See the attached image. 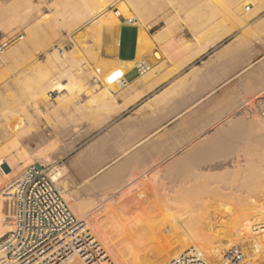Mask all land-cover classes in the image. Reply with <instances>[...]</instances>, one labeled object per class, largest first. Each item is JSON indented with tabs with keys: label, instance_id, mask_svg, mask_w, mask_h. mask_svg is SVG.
I'll return each mask as SVG.
<instances>
[{
	"label": "crops",
	"instance_id": "obj_1",
	"mask_svg": "<svg viewBox=\"0 0 264 264\" xmlns=\"http://www.w3.org/2000/svg\"><path fill=\"white\" fill-rule=\"evenodd\" d=\"M179 11L125 20L114 40L105 30L92 58L115 82L67 102L52 88L41 115L29 117V154L49 159L68 206L100 204L111 192V218L151 217L141 194L162 180L157 172L183 163L205 169L207 187L233 178L244 185V172L251 185L264 152L256 127L264 119V0H188Z\"/></svg>",
	"mask_w": 264,
	"mask_h": 264
},
{
	"label": "rangeland",
	"instance_id": "obj_2",
	"mask_svg": "<svg viewBox=\"0 0 264 264\" xmlns=\"http://www.w3.org/2000/svg\"><path fill=\"white\" fill-rule=\"evenodd\" d=\"M34 2L35 4H39L38 7L29 8L22 0H0V192L9 187L13 190L14 183L24 168L33 163L35 158H37L35 155L31 156L28 150L27 135L29 117L32 118L33 121L34 114L36 116L41 115L40 107L49 101L50 97L48 92L52 90L54 81L60 79V81L64 83H68L69 81L72 82V86L59 91L61 96L58 97L57 100L60 102L72 101L82 94H89L90 86L94 85L93 88H96L98 81H102L104 87H110L111 84L115 82V77L111 75V72L107 74L103 73L104 61L102 59L92 58L95 50L101 49L103 32L105 30H110L111 40H114V30L117 29L119 23L129 18H135L140 21L142 19L141 15L145 17L146 15L163 14L172 9H175L176 14H179L182 13L179 10L186 7L188 0H86V2L81 0H34ZM94 10L98 11V14L93 18H89V14ZM111 13L117 15L115 18L118 22H111V20L99 22L104 15H112ZM19 37L22 38L20 39ZM57 47L68 51L59 60L64 61L62 65L55 66V60L53 61L51 56L57 53ZM91 62H93L92 65H90ZM66 70H68L67 74L64 73ZM105 93H107L106 90L102 94ZM29 112L32 114L30 115ZM47 160L49 159H40V161L44 162H47ZM263 175L264 163H259V170L257 174H254L253 178L250 177L249 183H251V185H248V174L244 172L243 192L248 190V194L251 192L249 190H252L253 192L251 193L256 199L253 205L256 209L264 213ZM203 178H197L200 184L203 183ZM259 178L260 180H258ZM198 180L195 181L198 182ZM212 189L213 187L208 190ZM221 191L222 190L219 189V192ZM223 191L225 193V190ZM223 191L221 194H223ZM166 194L171 197L174 196L172 191L167 190ZM245 194L246 193L243 195L246 200L247 197ZM138 196H140L139 193ZM145 196L146 195L143 196V203L149 201V198H145ZM228 202H226L227 204L223 202L212 205H205L204 203L199 204L201 209L204 207L203 205H205L207 209L204 207V210L208 215L211 213L210 217H213L214 220L221 217V220L216 223V225L220 227L217 228L215 224L196 226V228L192 230L193 232L191 231L194 237L192 238L193 240H189L192 241L187 244L189 247L184 246L185 248H181L182 250L180 251L185 250L186 247L192 248L191 243L198 244L199 240L201 241V237L204 239L205 234L209 235L207 238L214 236L222 240L220 247H217L219 246L218 243H214L210 247L223 249V246H227L229 241L232 242L233 245L237 244V239H239L240 236L235 233L239 227L237 221H240V218L236 216L243 215L245 219L249 217L244 216L245 213L240 214L243 208H246L245 205L249 202H244V200L243 202H230L232 206L229 205ZM144 205L145 204H143V206ZM196 205L198 204L196 203ZM240 205L243 207H239ZM247 205H250V203ZM69 206L77 218H81L87 222L89 230L92 231L93 235L101 244L105 242L110 250L111 248L113 249V247L114 249L119 248L117 249V253H119L120 256L123 255L124 252L126 255L133 252L132 256L129 255L127 257H142L143 251L147 256L144 254V257H142L144 261L142 259L141 264H151L155 255L159 254L156 250L159 252L161 251L160 254L164 252L163 258L167 256V259L178 253L176 252V254L174 253V255H172L173 250L171 247L173 246V248H175L177 245H181L180 239L182 236L180 233L170 230L172 233V237H170L171 235H168L169 230L167 227H165V229L167 228V232L165 229H163L165 231L164 233L161 232L163 231L161 228H164V226L168 224L165 219V222L162 221L164 224L163 226L161 225V228L155 229L156 231L153 229L147 230V232L146 229L149 227L144 225L152 221L151 217L132 218L126 221L124 220V222L111 218V215L115 212L111 208V192L105 196L104 201L100 204L75 203L73 205L69 204ZM236 206L239 207L238 211H236ZM239 210L241 211L239 212ZM245 210L248 211V209ZM219 211L222 212L219 213ZM123 212L124 210H122L121 213ZM236 213H238V215H236ZM230 216L231 218L234 217L235 222L231 220ZM258 216L260 215L257 214L253 217L254 219L252 218L248 221V230L252 229V225L256 224V221L257 223L263 224L264 218H262V221ZM257 217L259 219H257ZM11 218L12 215L6 219L7 222L4 226V229H6L3 233L11 228ZM195 222L199 223L200 219L196 218ZM226 222H229L231 226H235L232 227L234 229H230L231 226H228ZM222 223L227 224V228L224 227ZM262 227L260 229H262ZM239 229L240 227L238 230ZM157 230H159V233ZM253 231L254 232L251 233L254 235L255 230ZM150 232H152V234ZM221 232L224 233V236L226 234V236H221L223 235ZM145 233L149 234L150 239H146V236H144ZM142 234L144 240L141 239ZM163 234L168 235L167 237H169L170 240H167L169 238ZM228 235L231 237L229 238ZM158 237L161 238V240ZM162 238L166 240V243ZM137 239L140 240L138 241ZM173 239H176V241L178 240V243ZM129 240L134 243L137 242L136 244H138V246L140 245V247L133 242L132 245L134 244V246L131 247V245H129L131 244ZM155 240L163 241L162 243L158 242L161 246H159ZM169 241L171 243L175 241L174 243L176 245H174V243L171 244ZM147 242H150L152 248L156 249L153 250L151 248L152 250H150V246L148 248L149 251L146 250V252L144 249L147 247ZM150 244H148V246ZM153 244L155 247H153ZM196 244L193 246H197ZM156 245L158 248L160 247V249H158ZM134 247L137 248L134 249L135 251L133 250ZM114 252H116V250ZM152 252L153 255L155 254L154 256ZM165 252H169L171 257ZM109 255L111 256V253H109ZM249 255H247V253L244 254L245 259L253 257ZM148 256L154 258L150 259ZM72 262L74 264H80L78 259H74Z\"/></svg>",
	"mask_w": 264,
	"mask_h": 264
},
{
	"label": "bare ground",
	"instance_id": "obj_3",
	"mask_svg": "<svg viewBox=\"0 0 264 264\" xmlns=\"http://www.w3.org/2000/svg\"><path fill=\"white\" fill-rule=\"evenodd\" d=\"M83 2H86V0H81ZM22 2L24 4H26L29 8H34V7H38L39 4H35L34 0H22ZM98 14V11L94 10L92 11L90 14H89V18H93L95 15ZM112 15H104L99 22H102V21H109L111 20V22H116L117 19L115 18V16H117L115 13H111ZM118 22V21H117ZM102 25V24H101ZM100 25V26H101ZM108 26V25H106ZM4 28V27H3ZM1 29V28H0ZM6 30V28H5ZM1 31V30H0ZM22 37H20L21 39ZM68 50H62V51H57V53L54 54V58H55V61L58 62L60 60V58H62L66 53H67ZM72 86V82L69 81L68 83L66 84H62L59 80L55 81L54 84H53V88L57 89V90H61L63 88H68ZM112 103V102H111ZM113 105V104H112ZM264 115V114H262ZM263 117V116H262ZM257 120V119H256ZM259 121H260V118H259ZM258 122V121H257ZM262 123L260 124V122H258L257 125L259 126H256V127H261L260 125H263L261 128L264 129V119L261 121ZM260 128V130H262ZM258 129V128H256ZM255 129V130H256ZM263 132V130H262ZM214 133V132H213ZM224 133V132H223ZM261 133V131H260ZM216 134V133H215ZM243 135V134H242ZM249 135V134H248ZM214 136V135H213ZM216 137V136H215ZM220 137V136H219ZM246 137V136H245ZM252 137V136H251ZM212 138V136H211ZM214 138V137H213ZM204 139V137H203ZM230 139V138H229ZM258 139V138H257ZM208 140V139H207ZM260 140V139H258ZM229 141V140H228ZM233 141V140H232ZM257 141V140H256ZM262 141V140H261ZM264 141V140H263ZM201 143V142H200ZM234 143V142H232ZM236 143V142H235ZM262 144V142H261ZM217 145V144H216ZM238 145V144H237ZM221 146V145H220ZM251 147V146H250ZM224 148V147H223ZM226 148V147H225ZM240 149V147H238ZM201 149V148H200ZM236 149V148H235ZM246 149V148H245ZM261 149V148H260ZM244 150V149H242ZM247 150V149H246ZM202 151V150H201ZM240 151V150H239ZM239 151L237 153H239ZM258 151V150H257ZM261 152L260 153H264L263 150L261 149L260 150ZM192 152V151H191ZM196 152V151H195ZM244 152V151H243ZM258 153L259 155V163H264V154H260ZM149 154V153H148ZM204 154V153H203ZM246 154V153H245ZM159 155V154H158ZM195 155V154H194ZM199 155V154H198ZM201 155V153H200ZM199 155V156H200ZM245 157L244 154H242ZM250 155V154H249ZM196 156V155H195ZM194 156V157H195ZM219 156V155H218ZM224 157L228 156V155H223ZM261 156V157H260ZM184 157V156H183ZM193 157V155H192ZM202 157V156H200ZM197 156V158H200ZM217 158V155L215 156ZM232 156H228V158H230ZM234 158L236 157V155L233 156ZM249 157V156H247ZM185 158H188V157H185ZM219 158H221L222 160L225 161V159H228L227 157L225 159L222 158V156H220ZM190 159V158H189ZM194 159V158H193ZM196 159V158H195ZM202 158H200L201 160ZM250 159H252V157H250ZM160 160V159H159ZM180 160H181V157H180ZM184 160V159H183ZM182 160V161H183ZM207 161V158L205 159ZM249 160V158H248ZM239 162V160H236ZM258 161V160H257ZM48 162V161H47ZM46 162V163H47ZM51 162V161H50ZM200 162V161H199ZM202 162L205 163L204 159L202 160ZM228 162V161H227ZM41 163V162H40ZM43 163V162H42ZM45 163V162H44ZM187 163H188V160H187ZM248 163V162H247ZM155 164V163H154ZM190 164V163H189ZM201 164V163H199ZM203 164V163H202ZM208 164V163H207ZM160 165V164H159ZM196 167H198L197 164H195ZM205 165V164H203ZM210 165V164H209ZM242 165V164H241ZM166 166V165H165ZM172 166V165H171ZM191 166V165H190ZM255 166V165H253ZM180 167L181 169L179 170H175L174 169H170V170H167V169H163V170H160L162 172H157L156 175H162V180L161 178H159L161 181H156L158 184H156L155 182V185L154 186H151V187H148V192L145 196V198H149V201L148 202H144V208H145V211H148L146 213H150L151 215V220L148 224H145L144 226L147 225V227L151 228H147V230H155V229H159L161 228V225L163 226V222L164 219L166 220V223H168L166 226H164V228L162 227L161 229H165V227L168 228L169 230V234L168 233H165V234H168V235H171L170 237H172V233L170 232V230H172V232H178L181 234V245H177V247L173 248V246L171 247L172 250H173V254L174 253L176 254V252H178L175 256H172L169 255L170 253H166L168 254L171 258L167 259V256H165L163 258V255H164V252L163 254H160L159 251L156 250L157 253L159 254H154L155 255V258L154 257H149L150 259H153V262L151 264H201V262L203 264H264V222L263 224L262 223H257L256 221V224L252 225V229L255 230V234L253 235V233L251 232H254L252 229H249L248 230V227H249V223L248 221H250L254 216H256L257 214L260 215L258 216L260 219L264 218V213L263 211H260L259 209H256V207L253 205V203L255 202V197L253 196V194L251 192H253L252 190H249L251 191L250 193L247 194L248 190H245L243 189V186L244 185H238L239 183L233 178L232 181H228V184L226 182L227 185H219L220 187L218 188L216 185H215V190L214 188L212 190H208L209 188L211 189V187H207L205 186L203 183L200 184L199 180L197 178H203V174L200 172V169L199 172L197 171L198 168H193V169H196V172H191L189 173V170H192V168H186L185 169L183 168L184 167V163H183V167L181 166L180 164ZM201 166L199 165V168ZM163 168H165L163 166ZM206 168V167H205ZM211 168H213L211 166ZM240 168V167H239ZM254 168V167H253ZM252 168V169H253ZM257 168V167H256ZM162 169V168H161ZM188 171H187V170ZM241 169V168H240ZM262 169V168H261ZM171 170H174V171H171ZM204 171H206L205 169H203ZM202 170V171H203ZM256 170V169H255ZM255 170H252V172H254ZM193 171V170H192ZM223 171V170H222ZM238 171V170H237ZM152 172V171H151ZM213 172V171H212ZM224 172V171H223ZM225 173V172H224ZM236 173V171H235ZM240 174V172H238ZM255 173V172H254ZM60 174V173H59ZM210 174V173H209ZM257 174V173H256ZM153 175V174H152ZM61 176V175H60ZM206 176V175H205ZM256 176V175H255ZM260 176V175H258ZM264 176V175H263ZM160 177V176H159ZM208 177V175H207ZM257 177V176H256ZM156 178V177H155ZM238 179L240 177H237ZM53 179H55V181L57 182V179H61L60 177H58V173L54 174L53 176ZM154 178H152L153 180ZM237 179V180H238ZM62 180V179H61ZM195 180H198L195 181ZM243 180V179H242ZM260 180V178L258 179ZM150 181V180H149ZM208 181V180H207ZM240 181V180H239ZM60 182V180H59ZM204 182V181H203ZM210 182V181H209ZM208 184V183H207ZM211 184V182H210ZM157 185V186H156ZM249 185V184H248ZM147 185H145V188H146ZM149 186V185H148ZM202 186V187H201ZM120 187V186H119ZM204 187V188H203ZM222 187V188H221ZM118 188V187H117ZM144 188V189H145ZM207 188V189H206ZM217 188V189H216ZM252 188V187H251ZM219 189H221L222 191L225 190V193L223 191V194L222 191L219 192ZM250 189V188H249ZM257 189V188H256ZM167 190L168 191H172L174 194V196H169L167 195ZM145 192V191H144ZM244 193H246V197L247 199L245 200V197H244ZM74 195V194H73ZM148 195V196H147ZM144 195H142L143 197ZM63 197L65 199H67L65 193L63 194ZM75 197V196H73ZM76 198V197H75ZM259 199V198H258ZM144 200V198H143ZM244 202L247 201L250 203V205H247L249 203H247L245 205L246 208H243L242 212L240 214H244V216H249V217H246L243 218V215H239V216H236V217H239L240 221H237L239 223V227L240 229L236 230V233L237 235L240 236V241L239 239H237V244L233 245L232 242L229 241V244L227 246H223L222 248L223 249H217V248H214V247H210L212 246V244L214 243H218L219 246L217 247H220V243H222L221 239H217L216 237L214 236H211L209 238H207V234H205L204 236V239L203 237H201V241L199 240V243L197 241L198 244H196L197 246H193L194 244L191 243V247L192 248H187L189 246H187V244H189V242H192V241H189L190 239H192L194 236H192V230H194L196 228V226H202V225H216V223L219 222V220H221V217H219L217 220H214L213 217H210V214L208 215V213L204 210V207L205 205L207 204H215V203H220V202H223V203H226L228 201L230 202ZM228 202L229 205H231V203ZM196 203L198 205H196ZM200 203H204L205 205H203L204 207L201 209L199 206ZM227 204V203H226ZM263 204V203H262ZM237 205V204H235ZM198 206V207H197ZM215 206V205H214ZM232 206V205H231ZM242 205H240L239 207H241ZM217 207V206H216ZM215 207V208H216ZM226 207V206H225ZM237 207V206H236ZM237 207L236 211H238V208ZM243 207V206H242ZM241 207V208H242ZM14 208H15V203H14V198H13V190L11 187L9 188H5L4 190H2L0 192V237L4 234L3 231L6 229H4V226H5V223L7 222L6 219L8 217H10L11 215L13 216V213H14ZM206 208V207H205ZM218 208L220 209V207L218 206ZM207 209V208H206ZM245 209H248L245 210ZM141 210V209H140ZM218 210V209H217ZM214 211V210H213ZM233 211V210H232ZM241 210H239L240 212ZM246 211V212H244ZM143 212V211H142ZM222 212V211H219V213ZM257 212V213H256ZM12 213V214H11ZM213 213V212H212ZM255 213V214H254ZM148 215V214H147ZM223 215V214H221ZM236 215H238V213H236ZM234 216H235V213H234ZM242 216V217H240ZM122 217V216H121ZM147 217V216H145ZM216 217V216H215ZM235 217V218H236ZM257 217V219H259ZM120 218V217H119ZM196 218H199L200 219V222L199 223H196L195 222V219ZM226 218V217H225ZM229 218V217H228ZM231 218V216H230ZM80 222H81V230L82 231H88L89 234L93 235L92 231L89 230V227H88V224L85 220H82L81 218H77ZM216 219V218H215ZM227 219V218H226ZM254 219V218H253ZM256 219V220H257ZM9 220V219H8ZM225 220V219H224ZM230 220V219H229ZM231 220L233 222H235L234 220V217L231 218ZM238 220V219H237ZM163 221V222H162ZM228 221V220H227ZM230 221V222H232ZM253 221V220H252ZM263 221V219H262ZM261 221V222H262ZM259 222V221H258ZM161 223V224H160ZM221 223V221H220ZM228 223V226H231L229 224V222H226ZM255 223V222H254ZM224 227L227 228V224L225 223H222ZM225 224V225H224ZM234 224V223H232ZM250 225V226H251ZM143 226V225H142ZM141 226V227H142ZM217 228H219L220 226L216 225ZM263 226V227H262ZM232 227H235V226H231L230 229H234ZM262 227V229H260ZM9 228V227H8ZM166 228V229H167ZM201 228V227H200ZM211 228V227H210ZM223 228V227H222ZM225 228V229H226ZM165 229V231H166ZM212 229V228H211ZM144 230V228H143ZM228 231L232 232L231 230L227 229ZM252 230V231H251ZM135 231V230H134ZM156 231V230H155ZM154 231V232H155ZM159 230H157L158 232ZM164 230L161 231V232H165ZM192 231V232H191ZM212 231V230H211ZM214 231V230H213ZM226 231V230H225ZM6 232V231H5ZM111 232V231H110ZM127 232V230H126ZM132 232V231H131ZM130 232V233H131ZM148 232V231H147ZM167 232V231H166ZM195 232V231H194ZM206 232V231H205ZM133 233V232H132ZM136 233V232H135ZM152 234V232H150ZM156 233V232H155ZM159 233V232H158ZM191 233V235H190ZM223 235L221 236H224V233L221 232ZM226 233V232H225ZM146 234V235H145ZM144 236H146V239L149 238V234L145 233ZM150 234V235H151ZM163 234V235H165ZM118 235V234H117ZM148 235V236H147ZM155 235V234H154ZM162 235V236H163ZM168 235H165L166 237ZM143 234H142V238H144ZM157 236V235H156ZM161 236V235H160ZM159 236V237H160ZM226 236V234H225ZM224 236V237H225ZM112 237V236H111ZM134 237V236H133ZM158 237V238H159ZM164 237V238H166ZM174 237V236H173ZM228 237L230 238L231 236L228 235ZM164 238H162L164 240V242L166 241ZM169 238V237H167ZM176 238V237H175ZM223 238V237H221ZM227 238V237H226ZM115 239V238H114ZM145 239V240H146ZM150 239V238H149ZM148 239V240H149ZM161 240V238H159ZM177 239V238H176ZM176 239H173L176 241ZM203 239V240H202ZM232 239V238H231ZM100 240V239H99ZM117 240V239H116ZM138 241L140 239H137ZM144 240V239H143ZM156 241L157 244L159 246H161V244H159L161 241ZM167 240H170L167 239ZM193 240V239H192ZM223 240H225L223 238ZM230 240V239H229ZM130 241V240H129ZM128 241V242H129ZM154 241V240H153ZM174 241V242H175ZM178 241V240H177ZM176 241V243H178ZM227 241V240H226ZM225 241V242H226ZM233 241V240H232ZM133 242V241H132ZM132 242L130 241L129 245L134 246L138 244L134 243L135 242V239H134V244L132 245ZM152 242V241H150ZM150 242H147V247L144 249L145 251L148 250V248L152 245L150 244ZM155 242V243H156ZM159 242V243H158ZM163 242V241H162ZM161 242V243H162ZM170 242V241H169ZM173 242V243H174ZM196 242V241H195ZM101 243V242H100ZM108 243V242H107ZM145 243V242H144ZM166 243V242H165ZM164 243V244H165ZM171 243V242H170ZM171 243V244H173ZM148 244H150L148 246ZM103 249L106 251V255L105 256H109V258L111 259V264H141V261H142V257H144V254L147 256L146 253H143L142 251V254L143 256L142 257H136V258H132V257H127V256H132V253L129 254V255H126V253L124 252L123 255L120 256L119 253H117V249H113L109 248V246L103 242V244H101ZM174 245H176L174 243ZM224 245V244H223ZM127 246V245H126ZM136 246V247H137ZM144 246V244H143ZM184 246H187L185 250L183 251H180L182 249H184L185 247ZM214 246V245H213ZM112 247V246H111ZM128 247V246H127ZM134 247V249H137L138 247H140V245L136 248ZM153 247H155V245L153 244ZM156 247L158 248V246L156 245ZM165 247V246H164ZM247 249H246V248ZM152 246L150 247V250ZM162 248V247H161ZM182 248V249H181ZM132 249V248H131ZM156 249V248H155ZM153 249V250H155ZM160 249V247L158 248ZM163 249V248H162ZM201 249H202V253H201ZM246 249V250H244ZM116 250V252H114ZM164 250V249H163ZM175 250V251H174ZM111 251V252H110ZM131 251V250H130ZM135 251V250H134ZM138 251V250H136ZM149 251V250H148ZM121 252V251H120ZM147 252V251H146ZM155 252V251H154ZM109 253H111V256L109 255ZM116 253V254H115ZM123 253V251H122ZM249 255V256H253V257H250V258H246L244 257V254ZM119 254V255H118ZM139 254V253H138ZM150 255V253H149ZM152 255H153V252H152ZM153 255V256H154ZM181 255H183L181 257ZM74 260V258H68L67 260L63 261L62 264H74L72 261ZM144 261V259H143ZM200 261V262H199ZM80 264H96V263H89V262H80ZM146 263V262H145ZM1 264V263H0ZM102 264H107L106 262L105 263H102Z\"/></svg>",
	"mask_w": 264,
	"mask_h": 264
},
{
	"label": "built area",
	"instance_id": "obj_4",
	"mask_svg": "<svg viewBox=\"0 0 264 264\" xmlns=\"http://www.w3.org/2000/svg\"><path fill=\"white\" fill-rule=\"evenodd\" d=\"M138 68L144 69V63ZM56 173L49 162H33L17 178L11 228L0 237L1 264H62L69 257L111 264L97 238L81 230V222L53 179Z\"/></svg>",
	"mask_w": 264,
	"mask_h": 264
}]
</instances>
